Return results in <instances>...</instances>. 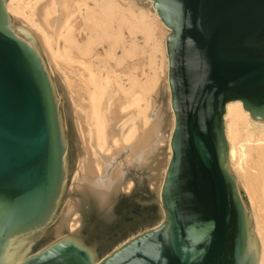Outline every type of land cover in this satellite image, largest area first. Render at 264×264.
I'll list each match as a JSON object with an SVG mask.
<instances>
[{"label":"water","instance_id":"95a60500","mask_svg":"<svg viewBox=\"0 0 264 264\" xmlns=\"http://www.w3.org/2000/svg\"><path fill=\"white\" fill-rule=\"evenodd\" d=\"M167 39L175 116L165 220L98 261L68 236L20 264H258L249 202L230 166L226 105L264 122V0H149ZM0 0V264L43 235L66 189L68 148L44 61Z\"/></svg>","mask_w":264,"mask_h":264},{"label":"rangeland","instance_id":"374dc122","mask_svg":"<svg viewBox=\"0 0 264 264\" xmlns=\"http://www.w3.org/2000/svg\"><path fill=\"white\" fill-rule=\"evenodd\" d=\"M121 4L123 5V3ZM91 5L93 6L92 3ZM140 6L141 8L143 6L142 11L145 15H138L142 14V11L140 12L137 9H135V13L127 10L128 26L122 30L127 49L134 46V50L123 57L120 65L112 60H108V62L112 71L120 76V82L125 88L130 87L128 76L131 75L135 76L138 81L140 80L139 82L142 84L155 80L156 85L154 90L147 94L149 108L144 116L148 119V124L145 127L143 124L140 126L139 131H142V133L139 132L136 137V139L139 137V145H141L137 148L139 149L138 162L133 164L124 162L128 157L126 153L132 150V146H130L127 152L116 155L113 160L103 163L101 167L102 181L100 183L102 184L111 177L118 167L124 173L118 194L113 193L110 196V203L105 208L99 207L86 194L83 195L84 193L73 190L76 173L80 172L82 174L84 172V168L93 157L94 150L90 147L94 138V130L86 121L88 119L86 94L81 91V99V94L79 95L76 90L71 89L70 86L68 87L70 84L73 85L74 81L71 79L66 80L68 75L66 71L60 73L56 69L55 63L49 60L50 58L40 40L36 39L35 47L50 74L60 106L68 148V174L66 189L61 199V208L53 224L43 235L26 243L28 246L31 245V248H35V251H39L59 239L72 236L82 241L89 249L95 250L98 253L99 261L127 241L156 228L162 221V209L159 204L157 189L160 184V175L164 172L169 157V137L174 124L166 73V57L168 58L166 44L171 31L165 25L166 28L156 23L152 15L153 8L149 2L143 1ZM98 16L101 18L99 14ZM133 17L138 21H135ZM36 19L38 21L37 17ZM10 20L15 25L14 20L11 18ZM78 22L81 28L86 29L87 33L90 32L85 22L83 23L80 18ZM95 34L99 37L93 48L98 53L100 52L102 59H105V52L109 50L111 39L100 30L94 31ZM83 38H85L84 35ZM116 55L118 57L122 55L120 47L116 48ZM66 68L68 67L66 66ZM115 74H111V76L113 77ZM155 74L156 78L153 77ZM115 91L117 92V90ZM117 102L121 101L115 100L110 108L113 112V123H116V128L121 124L119 121L120 114L116 106ZM83 106L86 107L84 110H82ZM137 113V110H135V114ZM118 118L119 120H117ZM115 127L113 130H116ZM235 165V162H230V166L235 167ZM246 165L247 167L244 166L246 174L238 166L233 168L237 171V180L243 187L245 194L244 188L246 187L252 193V200L254 199L255 202H250L249 206L254 224L253 232L257 239L259 238V232L261 233L260 240L258 239L260 246L259 261L260 258L264 257V162L253 153ZM130 183H132V187L129 189L128 184ZM246 197L249 202V197ZM70 202L73 204V208H69L68 204ZM75 206H77V209ZM64 219L68 220V228H65L62 235L57 237L55 236V230L64 222ZM73 220H77V223L74 224ZM71 226H73L72 229ZM35 251H28V257Z\"/></svg>","mask_w":264,"mask_h":264},{"label":"bare ground","instance_id":"6f19581e","mask_svg":"<svg viewBox=\"0 0 264 264\" xmlns=\"http://www.w3.org/2000/svg\"><path fill=\"white\" fill-rule=\"evenodd\" d=\"M143 1L149 2L153 8V4L149 0H9V10H6L10 15L9 18L13 19L15 26L19 28V32L30 36V46L40 54L35 47L36 39H39L50 58L49 60L55 63L56 69L60 73L62 71L67 72L66 80L71 79L74 81V84H70L68 87L70 86L71 89L76 90L79 95L81 91L86 94L88 108V119L86 121L94 130L93 142L91 141L90 144V147L94 150L93 157L84 168V172L82 174L80 172L76 173L73 190H76V192L78 190L84 193L83 195L86 194L101 208L109 205L110 196L113 193L118 194L124 176L122 169L118 167L111 177L102 184L100 183L102 181L101 167L103 163L113 160L116 155L127 152L130 146H132V150L130 149L131 153H126L128 157L124 162L127 164L138 162L137 154L139 153V149L137 148L141 147V145H139V137L137 139L136 137L139 132L142 133V131H139L141 129L140 126L143 124L145 127L148 124V119L144 116L149 108L147 94L152 92L156 85L155 80L148 81L146 79L148 82L142 84L135 76L127 75L130 87L125 88L120 82V76L112 71L111 65L108 62V60H112L117 65H120L123 57L134 50V46L127 49L122 30L128 26L129 18L127 10L129 12L134 11L133 13H135V9H137L141 12L143 6L141 8L140 5ZM91 3L93 6H90ZM152 11L156 23L166 28L161 24L160 18H155L154 10ZM138 15L144 16V11ZM79 18L83 23L85 22L90 31L89 33L86 32V29L81 28L78 22ZM133 19L138 21L134 17ZM135 24L137 23L135 22ZM97 30L103 31L111 39L109 50L105 52V59H102L99 54L100 52L98 53L93 48L99 37L97 34L94 35V31ZM83 35L85 38H83ZM118 47L122 50L120 57L116 55V48ZM168 70L169 62L166 57L167 85L169 89ZM111 74L115 75L112 77ZM48 75L50 77L49 73ZM153 77L156 78V74ZM50 81L57 103H59L51 77ZM115 100L121 101L117 102L116 105L120 114V120L119 118L117 120L121 122L117 128L115 127L116 123H113L114 116L110 109ZM58 107H60L59 104ZM84 108L86 107L83 106L82 110ZM170 108L172 110V105H170ZM135 110H137V114H135ZM173 121L174 124L168 145L169 157L164 172L160 175V184L157 189L159 201L167 168L172 157L171 138L175 128V116ZM60 123L64 134L61 114ZM224 125L229 145V161L231 163L235 162V167L238 166L244 172V166L247 167V161L253 153L264 162V122L253 121L249 112L243 108L242 102L235 101L226 105ZM114 127L116 130H113ZM63 138L67 146L65 134ZM64 168L65 180H67V156L64 158ZM128 185L130 189L132 183ZM244 189L246 196L249 197V203H255L254 199L252 200V193L249 189L247 190L246 187ZM68 206L69 208H73L71 202ZM75 207L77 209V206ZM164 220L165 213L162 209L161 223ZM73 222L76 224L77 220H73ZM67 224L68 220L64 219V222L55 230V236L59 237L62 235L65 228H68ZM70 228L72 229L73 226ZM258 236L259 238L261 237L260 232ZM26 243L27 241L14 246L17 264H20L26 258L27 252L31 250L32 246H28ZM258 264H264V257L259 259Z\"/></svg>","mask_w":264,"mask_h":264}]
</instances>
